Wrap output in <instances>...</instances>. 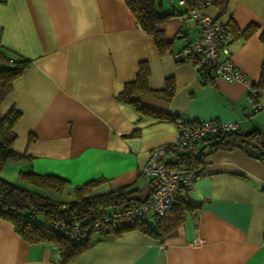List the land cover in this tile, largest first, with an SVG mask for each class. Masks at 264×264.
Segmentation results:
<instances>
[{
	"label": "crops",
	"instance_id": "1",
	"mask_svg": "<svg viewBox=\"0 0 264 264\" xmlns=\"http://www.w3.org/2000/svg\"><path fill=\"white\" fill-rule=\"evenodd\" d=\"M171 10L179 12L158 27L172 45L160 54L124 0H0V49L30 59L0 106L1 115L20 112L12 148L28 158L18 161L19 171L57 175L71 186L102 177L89 194L130 186L145 198L150 184L140 169L150 149L176 140L177 129L116 99L143 60L149 86L162 88L172 77L174 94L137 96L142 105L186 121L221 119L237 122L239 131H264V90L257 100L249 94L264 56V0H228L223 14L213 5L201 9L237 29L227 48L246 83L211 72L204 79L190 57H180L200 26L181 15L176 0H161L159 12ZM250 23L259 28L241 36ZM203 161L192 186L176 194L196 206L173 232L96 231L90 246L63 264H264V163L239 149L207 152ZM55 248L25 241L0 218V264H60Z\"/></svg>",
	"mask_w": 264,
	"mask_h": 264
},
{
	"label": "trees",
	"instance_id": "2",
	"mask_svg": "<svg viewBox=\"0 0 264 264\" xmlns=\"http://www.w3.org/2000/svg\"><path fill=\"white\" fill-rule=\"evenodd\" d=\"M136 18L138 25L153 39L160 54L171 49L172 41L166 39L163 30L158 25L179 11L160 13L161 0H124ZM177 5L183 8L181 15L194 7L213 5L219 9V14L227 10L228 0H185ZM218 18V17H217ZM234 36L237 29L231 27L228 21L225 23ZM256 23H250L240 34L248 37L257 29ZM259 38L264 41V27L259 32ZM188 46V45H187ZM186 46V47H187ZM30 59L19 57L10 58L0 49V106L6 100L12 90L13 81L18 78L28 66ZM202 77L208 78L209 68H200ZM150 70L147 61H140L137 65L135 77L125 81L122 89L116 95V99L131 105L140 115L152 116L159 120L175 122V115L156 111L141 104L137 96L146 95L169 100L174 94V80L166 77L162 88H152L148 84ZM257 90H264V56L260 64L258 80L250 87L249 94L257 100ZM20 117V112L10 108L5 114H0V167L7 160H23L28 158L22 152L12 148L15 140L13 127ZM200 146L198 156H190L184 153H174L170 156V165L182 171H190L203 164V158L207 152L218 149H239L247 156L264 163V131L251 129L248 131H231L208 139H204ZM208 151L205 152V148ZM19 179L23 183L32 185L28 187L20 182H13L0 175V218L9 221L15 232L29 243H45L59 248L58 262L63 264L72 260L91 244V234L100 231L91 228V220L100 217L112 207L122 204H138L145 200L135 194V188L122 186L103 193L89 194L91 188L103 178H95L77 185L60 176L53 174H41L31 170L19 171ZM70 188L73 198L69 201L56 200L45 194V190L63 192ZM185 189V188H184ZM264 192V185L261 187ZM183 199H174L171 208L162 217H153L150 222L147 219L129 220V224H123L110 229L113 233L130 228H140L145 233L162 238L173 232L183 221L184 212L195 207ZM63 221L67 224L79 222L81 235L71 241L64 233L60 232L56 225ZM264 239V231H263Z\"/></svg>",
	"mask_w": 264,
	"mask_h": 264
},
{
	"label": "built area",
	"instance_id": "3",
	"mask_svg": "<svg viewBox=\"0 0 264 264\" xmlns=\"http://www.w3.org/2000/svg\"><path fill=\"white\" fill-rule=\"evenodd\" d=\"M183 4L185 0H177ZM202 7L191 8L185 18L192 20L200 26L196 39L182 49L178 55L182 58L190 57L199 68H209L214 77L226 81L247 82L245 73L230 59L227 43L232 33L220 18L201 11ZM176 140L153 147L148 152V157L140 169V175L149 180L150 189L144 201L138 204H122L112 207L100 217L91 220L94 230L114 229L123 224L124 220L147 219L162 217L169 211L176 194L184 188H190L201 172V167L190 171L172 168L170 156L174 153H184L190 156L200 154V143L226 132L238 130V123L221 119L186 121L177 119ZM57 229L64 233L71 241L81 235L79 222L67 224L60 221ZM60 250H54L56 261L59 259Z\"/></svg>",
	"mask_w": 264,
	"mask_h": 264
},
{
	"label": "rangeland",
	"instance_id": "4",
	"mask_svg": "<svg viewBox=\"0 0 264 264\" xmlns=\"http://www.w3.org/2000/svg\"><path fill=\"white\" fill-rule=\"evenodd\" d=\"M19 160H7L0 167V175L10 181L19 182V170L24 168L18 162ZM46 195L60 201H69L73 198V193L70 188H66L63 192L53 190H45Z\"/></svg>",
	"mask_w": 264,
	"mask_h": 264
}]
</instances>
